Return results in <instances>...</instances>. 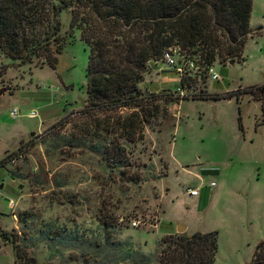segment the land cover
Returning a JSON list of instances; mask_svg holds the SVG:
<instances>
[{"label": "rangeland", "instance_id": "374dc122", "mask_svg": "<svg viewBox=\"0 0 264 264\" xmlns=\"http://www.w3.org/2000/svg\"><path fill=\"white\" fill-rule=\"evenodd\" d=\"M69 21L62 12L63 33L72 37L55 68L39 59L22 63L0 49V231L15 238L0 236V264H31L30 257L38 264H77L78 246L56 243L72 232L82 243L107 238L121 250L155 252L179 225L186 234L217 231L215 264H252L264 240V0H252L243 58L210 66L218 79L178 46L184 87L175 67L150 62L142 87L157 92L155 82L168 77L158 92L179 99H158L160 115L144 124L143 138L122 141V177L99 152L111 134L83 124L79 114L89 53ZM226 92L234 93L199 97ZM33 110L37 117L28 116ZM66 116L67 123L56 124Z\"/></svg>", "mask_w": 264, "mask_h": 264}, {"label": "trees", "instance_id": "16d2710c", "mask_svg": "<svg viewBox=\"0 0 264 264\" xmlns=\"http://www.w3.org/2000/svg\"><path fill=\"white\" fill-rule=\"evenodd\" d=\"M64 11L70 13V32L80 30L89 53L86 98L79 114L85 118L83 124H95L107 136L111 134L99 152L107 167L122 177L127 158L122 141L143 138L144 124L160 115L158 99H179L170 91L142 87L150 62L162 60L174 46L186 55H197L205 71L222 58H243L252 0H0L1 51L22 63L39 59L55 68L72 37L62 30ZM179 75L182 88L187 79L183 72ZM233 93L199 97L219 99ZM68 117L56 124L67 123ZM0 236L15 242L6 231H0ZM56 239L64 247L78 246L72 258L77 264H215L218 250L217 231L165 235L155 252L132 246L121 250L120 242L107 238L82 243L73 232ZM28 259L38 264L35 258ZM62 264L74 263L64 259ZM252 264H264V240L257 245Z\"/></svg>", "mask_w": 264, "mask_h": 264}, {"label": "built area", "instance_id": "2783aa9c", "mask_svg": "<svg viewBox=\"0 0 264 264\" xmlns=\"http://www.w3.org/2000/svg\"><path fill=\"white\" fill-rule=\"evenodd\" d=\"M176 51H177V48H173V47L168 48L164 52L162 60H163L164 63L168 64L169 66L175 67L177 73L181 74L183 72V67H182V65L177 66V61L175 60V57H174ZM189 63H190L191 67L194 66V64L192 62H189ZM209 71H210L212 79H218V75L214 72V70L212 68H210ZM11 115L13 117H17L18 116V110L16 108L12 109L11 110ZM28 116L32 117V118L37 117L38 116L37 111H34V110L31 111L28 114ZM212 185H214L213 182H212ZM187 191L192 196H197L199 194V189L198 188H190V187H188ZM138 223L139 222L137 220H132V222H131V224L133 226H137Z\"/></svg>", "mask_w": 264, "mask_h": 264}, {"label": "crops", "instance_id": "0c3cea01", "mask_svg": "<svg viewBox=\"0 0 264 264\" xmlns=\"http://www.w3.org/2000/svg\"><path fill=\"white\" fill-rule=\"evenodd\" d=\"M169 80V78L168 77H164L162 80H157L155 83H158V84H160L158 87H155L156 88V90L155 91H159V90H163V88L161 87V85L163 84V83H166V81H168ZM152 91V90H151Z\"/></svg>", "mask_w": 264, "mask_h": 264}, {"label": "water", "instance_id": "95a60500", "mask_svg": "<svg viewBox=\"0 0 264 264\" xmlns=\"http://www.w3.org/2000/svg\"><path fill=\"white\" fill-rule=\"evenodd\" d=\"M230 62L232 63L233 60H230ZM3 91H5V90H1V91H0V95L2 94ZM185 230H186L185 226H183V225H179V226L177 227L176 232L179 233V234H182V233L185 232Z\"/></svg>", "mask_w": 264, "mask_h": 264}]
</instances>
